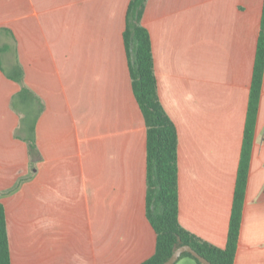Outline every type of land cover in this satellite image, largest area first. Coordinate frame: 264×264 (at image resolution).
I'll return each mask as SVG.
<instances>
[{
	"label": "crops",
	"instance_id": "0c3cea01",
	"mask_svg": "<svg viewBox=\"0 0 264 264\" xmlns=\"http://www.w3.org/2000/svg\"><path fill=\"white\" fill-rule=\"evenodd\" d=\"M128 3L0 0V44L10 30L23 83L44 104L33 164L14 136L19 114L10 101L20 84L0 69V202L11 264H140L154 253L146 126L123 42ZM262 5L147 0L141 20L159 100L177 131L179 223L218 247L226 244ZM233 264H264V73Z\"/></svg>",
	"mask_w": 264,
	"mask_h": 264
},
{
	"label": "trees",
	"instance_id": "16d2710c",
	"mask_svg": "<svg viewBox=\"0 0 264 264\" xmlns=\"http://www.w3.org/2000/svg\"><path fill=\"white\" fill-rule=\"evenodd\" d=\"M147 0H129L125 15L123 42L127 55L131 87L146 126V192L145 214L156 234L154 253L140 264H161L180 245H190L212 264H233L249 163L257 120L264 73V0L248 96L240 159L235 179L226 244L218 247L185 229L178 220V167L176 127L160 103L154 73L150 35L142 24ZM0 44V69L18 82L20 89L11 97L10 105L19 114L14 136L28 146L31 163L41 159L36 145L35 127L44 109L42 100L23 83V69L16 59L14 37ZM10 39L12 42H10ZM4 53L13 54L6 61ZM192 258L184 252L179 259ZM178 259V260H179ZM0 264H11L5 210L0 202Z\"/></svg>",
	"mask_w": 264,
	"mask_h": 264
},
{
	"label": "water",
	"instance_id": "95a60500",
	"mask_svg": "<svg viewBox=\"0 0 264 264\" xmlns=\"http://www.w3.org/2000/svg\"><path fill=\"white\" fill-rule=\"evenodd\" d=\"M188 252L193 257H195L201 264H212L209 260H207L205 257L201 256L197 251H195L190 245L184 244L178 246L171 255L163 261L161 264H174L182 253Z\"/></svg>",
	"mask_w": 264,
	"mask_h": 264
},
{
	"label": "rangeland",
	"instance_id": "374dc122",
	"mask_svg": "<svg viewBox=\"0 0 264 264\" xmlns=\"http://www.w3.org/2000/svg\"><path fill=\"white\" fill-rule=\"evenodd\" d=\"M185 259H187V260H190V261H194L192 258H190V257H184Z\"/></svg>",
	"mask_w": 264,
	"mask_h": 264
}]
</instances>
